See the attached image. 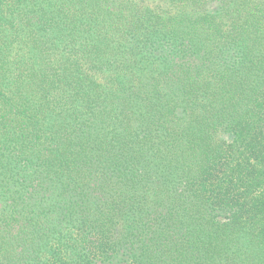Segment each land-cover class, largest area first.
I'll return each instance as SVG.
<instances>
[{
	"label": "trees",
	"instance_id": "16d2710c",
	"mask_svg": "<svg viewBox=\"0 0 264 264\" xmlns=\"http://www.w3.org/2000/svg\"><path fill=\"white\" fill-rule=\"evenodd\" d=\"M0 264H264V0H0Z\"/></svg>",
	"mask_w": 264,
	"mask_h": 264
}]
</instances>
